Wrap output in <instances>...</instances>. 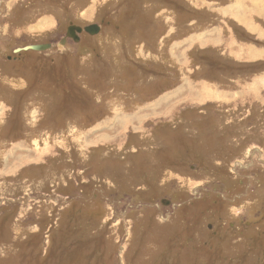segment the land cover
<instances>
[{"label":"rangeland","instance_id":"rangeland-1","mask_svg":"<svg viewBox=\"0 0 264 264\" xmlns=\"http://www.w3.org/2000/svg\"><path fill=\"white\" fill-rule=\"evenodd\" d=\"M197 1L0 0V264H264V58Z\"/></svg>","mask_w":264,"mask_h":264},{"label":"crops","instance_id":"crops-1","mask_svg":"<svg viewBox=\"0 0 264 264\" xmlns=\"http://www.w3.org/2000/svg\"><path fill=\"white\" fill-rule=\"evenodd\" d=\"M203 2L197 1V11L199 10L203 15L205 9L209 10L217 20L209 18L206 22L196 23V31H192L193 34L182 39L181 46H186L188 50L189 48H210L213 52L217 51L218 55L221 54L230 59L235 57L240 61L245 60L244 55L251 57L250 53L258 54L260 58H264L263 46L255 47L249 46L247 43H236L235 31L233 32L232 28H229L232 25H237V28L255 35L254 39L264 41V32L262 31L264 0H209L207 3ZM256 19H260L261 24H259L260 21L256 22ZM252 49L259 50L252 53Z\"/></svg>","mask_w":264,"mask_h":264},{"label":"water","instance_id":"water-1","mask_svg":"<svg viewBox=\"0 0 264 264\" xmlns=\"http://www.w3.org/2000/svg\"><path fill=\"white\" fill-rule=\"evenodd\" d=\"M100 30L101 28L98 25H90L84 29L81 27L71 25L67 29V38H72L75 41H79L77 35L82 33L83 31H85L89 35L95 36L99 34ZM62 42H65V39ZM51 48H52L51 44H36V45L27 46L23 49H18L16 52L17 53H20L22 51L44 52V51L50 50ZM163 204L169 205L170 203L164 201Z\"/></svg>","mask_w":264,"mask_h":264},{"label":"flooded vegetation","instance_id":"flooded-vegetation-1","mask_svg":"<svg viewBox=\"0 0 264 264\" xmlns=\"http://www.w3.org/2000/svg\"><path fill=\"white\" fill-rule=\"evenodd\" d=\"M83 34H85V31H83L82 32ZM82 33H80L81 35H82ZM81 35H80V37H79V34L77 35V37H78V40H80V38H81ZM68 40H74V39H72V38H67ZM75 41V40H74Z\"/></svg>","mask_w":264,"mask_h":264},{"label":"bare ground","instance_id":"bare-ground-1","mask_svg":"<svg viewBox=\"0 0 264 264\" xmlns=\"http://www.w3.org/2000/svg\"><path fill=\"white\" fill-rule=\"evenodd\" d=\"M85 33H86V32H85ZM82 34H83V33H82ZM86 34H88V33H86ZM80 35H81V34H79V37H80ZM88 35H89V34H88ZM90 36H92V35H90ZM95 36H97V35H95ZM92 37H93V36H92Z\"/></svg>","mask_w":264,"mask_h":264}]
</instances>
